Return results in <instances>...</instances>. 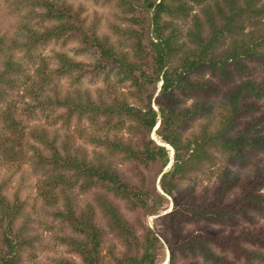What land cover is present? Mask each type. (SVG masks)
I'll return each mask as SVG.
<instances>
[{
    "label": "trees",
    "instance_id": "trees-1",
    "mask_svg": "<svg viewBox=\"0 0 264 264\" xmlns=\"http://www.w3.org/2000/svg\"><path fill=\"white\" fill-rule=\"evenodd\" d=\"M25 1H17V10L26 5ZM180 1L119 0L123 7L130 6L136 14L132 22L143 28L139 36L133 32L138 41L131 52L116 50L95 32L91 36L79 32L82 28L71 9L47 0L37 3L46 9L44 19L58 20L62 25L40 33L26 24L23 27L25 33L13 39L15 46L11 50L18 46L26 50L44 43L46 38L73 31L91 48L99 50L104 66L115 73L118 85L130 89V96L121 93L108 100L94 101L88 91L63 97L55 93V98H51L49 92H45L47 83L51 82L49 71L39 67L32 80L25 77L27 70L22 66L15 70L11 59L2 63L6 70H0V86L4 81L9 82L6 86L13 94L18 87L14 82L16 78L8 74L10 70L15 76L23 74L26 83L32 80L29 95L33 103H25V112L31 117L38 108L55 106L66 109L71 116L87 120L95 131L88 132L86 137L94 144L92 154L81 148L63 147L60 151L56 139L48 140L44 130L40 132L33 128L29 133L33 141L27 145L38 163L35 171L40 169L45 176L56 179L59 174L58 183L64 182L65 173H71L81 179L82 189L104 192L100 206L107 220L105 225L96 219L93 206L80 213L72 203L71 194L64 195L63 208L52 213L55 220L70 230L57 240L78 257L61 259L59 264H157L159 238L155 234L149 237L151 231L142 235L138 229L142 226L141 216L154 215L163 202L156 205L151 201L150 204L151 191L144 188L146 176L142 175L134 183L132 177L118 169L117 165L123 163L135 164L147 172L158 168L162 189L174 198L173 208L162 216L171 232L169 264H180L179 255L185 260L189 253L193 260L187 264H201L195 259L198 257L211 264H236L238 258H244L249 264L264 260V229L242 230L239 235L223 234L219 230L209 235L186 231V225L192 222L224 223L237 217L247 218L253 212L264 215V194L260 192L264 175L241 183L230 179L228 183L223 181L225 184L219 187L215 199L210 202L196 203V199L191 198L182 204L174 195L180 183L203 172L204 165L214 162L213 149L241 156L264 147V136L258 135L264 131L263 117L239 133L234 132L240 118L252 109L246 102L252 97H264V86L252 81L235 84L233 72L244 59L264 58V2L224 0L227 4L224 9L219 2L216 10L205 11L206 21L196 19V28L187 35L191 40L184 42L180 40L179 25L174 21L186 18L192 7ZM207 24L210 33L206 35ZM246 25L252 26L250 32H246ZM6 40L5 35H0L1 53L8 50ZM58 59L60 65L54 72L59 76L71 73L77 67L75 61L64 54ZM206 72L218 78L216 93H213L216 85L212 80L195 78ZM9 91L0 87L3 100L7 101L11 96ZM188 91L201 95L193 106H183L178 96L180 92ZM211 96L218 97L216 105L211 102ZM205 115L206 121H200L188 135L183 133V128L190 122ZM154 132L164 144L152 137ZM8 140L12 141L14 137ZM65 140H68L67 136ZM166 145L174 151L172 160ZM116 159L120 160L117 164L114 163ZM238 184L240 197L231 204L225 203V196H229ZM7 185L6 179L0 180V264H22L24 253L40 243L41 238L31 234L25 202L18 193L10 199L5 192ZM160 197L165 199L163 195ZM108 233L118 240L117 243L106 245ZM248 244L259 249L253 251L245 247ZM229 250L233 251V259L228 258Z\"/></svg>",
    "mask_w": 264,
    "mask_h": 264
},
{
    "label": "rangeland",
    "instance_id": "rangeland-1",
    "mask_svg": "<svg viewBox=\"0 0 264 264\" xmlns=\"http://www.w3.org/2000/svg\"><path fill=\"white\" fill-rule=\"evenodd\" d=\"M17 1L19 0H0V35L7 37L8 47V50L3 53L0 52L1 71L6 70V66H2V63L7 59H11L13 65L15 64V70L22 66L23 70H27L25 77H30L33 80L37 75L36 70L43 67L46 71H49L48 74L51 77V82L47 83L45 91L46 93L49 92L51 98H55V93L63 97L68 94L77 96L78 93H84L85 91L91 94L94 101H99L100 98L108 100L121 93L130 96V89L127 86L123 88L118 85L115 73L111 72V68L104 66L99 50L91 48L88 42H85L76 33H72L73 31L69 30L62 36L46 38L44 43L36 47L26 48L25 50L18 46L16 49L11 50L10 48L15 46L13 39L25 33L23 27L26 24L31 30L40 33H44L48 29L51 30L60 24L62 25V22L58 20L44 19L46 9L37 4L41 0H26V5L21 6L20 11L17 10ZM47 1L57 4L59 7L71 9V14L78 19L77 22L82 28L79 32L82 31L87 36H91V33L95 32L103 42H109L118 51L131 52L133 45L138 41L133 32L136 31L138 36L143 32L142 26L132 22L136 14L130 10V6L128 8L123 7L119 0ZM219 2H222L221 6L224 9L227 5L224 0H181L180 3H187L188 7H192V11L186 18L183 17L174 21L179 25L178 28L181 31L182 38L180 40L189 42L191 38L187 35L193 33L196 28V19L202 21L207 19L205 11L208 9H211V11L216 10V5ZM206 28H208L207 35L210 33V26L207 24ZM244 28H246V32H250L252 26L246 25ZM60 54H64L75 61L77 67L74 68V71L60 76L54 72L60 65V59H58ZM261 58L244 59L238 67H235L233 70L235 84L252 81L257 85L264 86V58ZM10 71L8 74L11 78L17 79L14 82L18 88L17 92L13 94V91H9L6 86L9 82L4 81V84L0 86L4 87V91L11 92V96L7 97V101L0 96V180L6 179L8 181L5 192L10 199L14 197V194H20L21 200L25 202V214L29 217L31 234L41 238L40 243L35 244L32 249L24 253L22 264H59L61 259H78L69 250L68 246L57 240L58 236L60 237L62 233L68 234L70 230L61 221L55 220L52 213L62 209L64 198H66L64 195L71 194L72 203L80 213H85L88 206H93L96 210V219L99 223L104 224L107 220L100 206L104 192L100 189L88 191L82 189L80 187L81 179L71 173H65L64 182L58 183L59 174L56 179L45 176L40 169L35 171L38 163L33 157L32 149L27 144L33 141L29 133L33 128H36L40 132L44 130L48 135V140L56 139V145L60 151H63V147L72 150L81 148L92 154L94 144L86 137L88 132H95L92 131L94 128L87 120L76 118L74 115L71 116L66 109L55 108V106L48 109L38 108L35 110L34 116L31 117L25 112V103H33V98L29 95L31 91L29 85L32 80L28 81L27 84L23 74L15 76ZM11 78H8V80ZM195 78L210 79L214 84H218V78L212 76L211 72L195 76ZM213 91H215L213 93H216L217 85L213 88ZM178 96L183 106H193L197 103V99L201 97L196 91L194 93L190 91L180 92ZM211 99V102L216 105L218 97L211 96ZM246 103H250L252 109L248 111L250 113L240 118L238 126L234 130L236 133L247 128L248 124L253 123L256 119L264 118V97H252ZM153 105L157 110L158 107L155 104ZM11 108L14 109L13 112L10 111ZM202 120L206 121L207 116L205 115L195 122H190L187 128H183V133L188 135L198 127L199 122ZM9 124L12 125L9 126ZM258 135L264 136V131ZM66 136L68 140H65ZM11 137H14V140L9 141L8 139ZM152 137L159 143L164 144L155 132ZM166 146L170 151V159L172 160L174 151L169 145ZM213 152L215 156L213 163L204 165L203 172L193 174L189 180L178 185L174 192L177 202L185 204L191 198H195L196 203L210 202L215 199L219 187L225 182L228 183L229 179L231 182L241 183L244 180H252L257 175H264V147L241 156L226 154L217 148L213 149ZM118 161L120 162L119 159H116L114 163L117 164ZM117 166L124 174L132 177L134 183H137L142 175L146 176L144 188L151 191L150 204H152L151 201L156 202V205L163 202L154 215H146L145 217L140 215L142 226L138 231L142 235L151 231L149 237L152 238L155 234L159 238L157 264H169L170 252L168 247L171 232L162 216L171 211L174 206V198L167 195L162 189L161 175L158 173V168H153L150 172H147L145 169L135 166V164L123 163ZM223 174L224 179L222 180ZM61 188H63V191ZM260 192L264 194V185ZM160 195H163L165 199H162ZM240 195L241 189L238 184L229 196H225L224 202L231 204ZM254 229H264V215L253 212L247 218L237 217L235 220L224 223L192 222L186 225V231L205 235H209L216 230L222 231L223 234L239 235L242 230L250 231ZM106 240V245L118 241L110 233H108ZM245 247L253 251L259 249L257 246L253 247L250 244L245 245ZM106 249L108 248L106 247ZM227 255L229 259L235 257L233 251L230 250ZM179 258L180 264H187L193 260L190 253L185 260H182L181 255H179ZM195 259L201 264H211L209 261L203 262L201 257ZM235 263L249 264L244 261V258H238ZM250 264H264V260H254Z\"/></svg>",
    "mask_w": 264,
    "mask_h": 264
},
{
    "label": "clouds",
    "instance_id": "clouds-1",
    "mask_svg": "<svg viewBox=\"0 0 264 264\" xmlns=\"http://www.w3.org/2000/svg\"><path fill=\"white\" fill-rule=\"evenodd\" d=\"M172 156H174V153H173V155Z\"/></svg>",
    "mask_w": 264,
    "mask_h": 264
},
{
    "label": "water",
    "instance_id": "water-1",
    "mask_svg": "<svg viewBox=\"0 0 264 264\" xmlns=\"http://www.w3.org/2000/svg\"><path fill=\"white\" fill-rule=\"evenodd\" d=\"M159 126V125H158Z\"/></svg>",
    "mask_w": 264,
    "mask_h": 264
}]
</instances>
